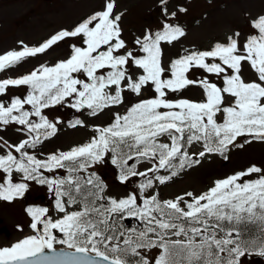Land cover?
Segmentation results:
<instances>
[{
  "label": "snow or ice",
  "instance_id": "snow-or-ice-1",
  "mask_svg": "<svg viewBox=\"0 0 264 264\" xmlns=\"http://www.w3.org/2000/svg\"><path fill=\"white\" fill-rule=\"evenodd\" d=\"M167 2L161 0V27L146 29L131 47L117 0H100L98 10L41 44L21 41L19 49L0 53V73H6L60 42L70 48L64 59L0 78V131L13 127L22 137L15 143L0 137V201L23 198L33 182L54 198L51 210L26 208L32 234L0 247V264H246L253 255L264 258V167L252 164L217 178L200 193L161 200L158 192L206 156L227 159L232 148L264 143V14L248 21L251 32L243 38L235 31L208 49L184 48L166 59L165 46L186 35L168 17L187 11L169 13ZM19 88L25 91L9 95ZM192 88L199 99L184 95ZM56 107L89 118L110 113L111 119L92 125L78 117L49 119L47 110ZM65 123L90 128L92 135L68 150L42 153ZM106 162L117 169L119 183L138 180L135 190L107 195L94 170ZM129 219L138 223L129 227ZM251 224L258 240L245 235Z\"/></svg>",
  "mask_w": 264,
  "mask_h": 264
},
{
  "label": "rangeland",
  "instance_id": "rangeland-1",
  "mask_svg": "<svg viewBox=\"0 0 264 264\" xmlns=\"http://www.w3.org/2000/svg\"><path fill=\"white\" fill-rule=\"evenodd\" d=\"M100 0H0V53L11 49H19L23 41L29 46L41 44L62 28H71L82 18L98 10ZM161 0H117V13L123 12V36L129 47L132 41L142 36L146 29L157 30L165 21L161 11ZM179 7L186 12H179ZM168 12L177 11L175 18L168 17V22L179 24L185 29L186 35L173 46H165V58L177 56L184 48L208 49L214 42L224 40L227 35L240 31L241 37L251 30L248 21L258 14H264V0H168ZM70 54L69 43L60 42L48 50L46 54L29 59L15 70L0 73V78L24 74L33 66L47 61L54 63ZM245 79L251 78L250 71L243 70ZM24 88L10 89L9 95L20 94ZM199 89L192 88L184 93L186 97L199 99ZM149 93L145 92L147 96ZM123 111V109H121ZM49 119L60 117L64 121L75 117L84 119L88 125L107 124L110 113H102L96 118H89L68 108L56 107L47 110ZM58 133L45 141L40 148L44 154L86 142L92 135L90 128H71L66 123L58 125ZM0 137L11 143L20 140L21 134L15 128L8 127L0 131ZM239 142H243V138ZM195 146L190 149L194 151ZM220 156V155H219ZM217 154L206 156L198 165L176 176L166 185L160 186V199H174L188 191L200 193L206 190L217 178H222L236 171L246 169L255 164L264 167V143L252 142L243 148H232L227 159ZM148 165H141V170ZM101 174L108 185L107 195L123 197L134 191L138 180L124 185L117 181V169L110 163L96 165L94 169ZM62 175V173H61ZM44 199L35 201L36 198ZM46 206L50 210L54 206V198L47 186L33 182L23 198L12 203L0 201V247L11 246L18 240L32 234L28 227L30 218L26 215L28 206ZM18 226L23 230H19ZM175 239V237H173ZM58 247V246H55ZM246 264H264V258L253 255Z\"/></svg>",
  "mask_w": 264,
  "mask_h": 264
},
{
  "label": "trees",
  "instance_id": "trees-1",
  "mask_svg": "<svg viewBox=\"0 0 264 264\" xmlns=\"http://www.w3.org/2000/svg\"><path fill=\"white\" fill-rule=\"evenodd\" d=\"M101 176V175H100ZM248 231L245 233L247 238H251V239H259L258 236V228L256 224H251L248 225Z\"/></svg>",
  "mask_w": 264,
  "mask_h": 264
},
{
  "label": "water",
  "instance_id": "water-1",
  "mask_svg": "<svg viewBox=\"0 0 264 264\" xmlns=\"http://www.w3.org/2000/svg\"><path fill=\"white\" fill-rule=\"evenodd\" d=\"M0 222H1V219H0ZM1 231H2V230H1ZM1 231H0V232H1ZM4 231H5V229H4ZM5 232H6V231H5ZM56 249H57V250H60V249H62V248H56ZM45 251L48 252L47 249H46ZM49 254H50V253H49Z\"/></svg>",
  "mask_w": 264,
  "mask_h": 264
}]
</instances>
